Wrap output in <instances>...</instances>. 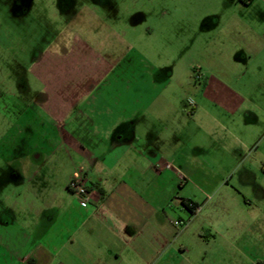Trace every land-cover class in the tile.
Wrapping results in <instances>:
<instances>
[{"label":"rangeland","instance_id":"obj_1","mask_svg":"<svg viewBox=\"0 0 264 264\" xmlns=\"http://www.w3.org/2000/svg\"><path fill=\"white\" fill-rule=\"evenodd\" d=\"M238 2L0 0V201L7 190L49 203L55 191L66 188L67 177L80 163L79 155L59 139L51 124V94L61 99L90 95L97 105L105 93L124 94L137 86L147 89L142 82L152 77L164 81L157 85L162 106L174 110L180 103L187 117L182 123L194 131L195 122L188 120L194 116L189 99L196 102L198 88L203 87L195 70L201 69L204 76L211 70L215 45L205 34L220 31L211 17L233 16L232 23L242 19L255 23L264 12L261 0ZM213 70L225 73L231 90L264 91L258 81L241 78L243 69ZM105 74L124 81L107 84ZM217 90L215 86L213 91ZM64 129L80 144L98 140L84 126L76 132ZM256 132L262 133L257 129L253 135ZM196 141L203 147L194 146L191 138L186 144L174 141L171 150L179 153L178 159L169 163L182 188L176 201L184 196L198 202L195 223L212 226L205 228L210 233L205 241L211 243L187 246L194 263L264 264V207L247 195L253 200L249 206L232 190L239 181L214 163L215 155L221 159L225 153L221 145L215 148L204 135ZM173 205L171 220L185 222L176 225L183 229L190 224V212L179 203Z\"/></svg>","mask_w":264,"mask_h":264},{"label":"crops","instance_id":"obj_2","mask_svg":"<svg viewBox=\"0 0 264 264\" xmlns=\"http://www.w3.org/2000/svg\"><path fill=\"white\" fill-rule=\"evenodd\" d=\"M256 1L240 0L246 5ZM259 16L255 23L243 19L232 23L233 16L211 17L220 31L205 34L215 50L211 70L202 74L203 87L198 88L190 114L194 116L188 119L195 122L194 131L182 123L187 117L180 103L174 110L162 106L157 85L164 81L152 77L142 82L147 89L137 86L124 94L105 93L97 105L90 95L61 99L51 94V124L59 139L79 155L80 163L67 177L66 188L55 191L49 203L27 199L26 193L2 191L0 264H195L187 246L211 243L205 241L210 225L195 223L198 215L183 204V199L192 198L176 201L182 188L169 163L178 159L179 153L171 150L173 143L186 144L191 138L202 148L196 141L202 135L215 148L225 149L221 159L215 155L214 163L239 181L232 190L249 206L253 200L247 195L264 207V91L231 90L225 73L213 70L240 68L241 78L264 87V12ZM106 76L107 84L124 81ZM67 126L75 132L84 126L98 140L80 144L64 129ZM257 129L262 133L253 135ZM77 177L88 182L92 195L88 204L80 203L68 189V182ZM174 203L190 212V224L183 229L171 220Z\"/></svg>","mask_w":264,"mask_h":264},{"label":"built area","instance_id":"obj_3","mask_svg":"<svg viewBox=\"0 0 264 264\" xmlns=\"http://www.w3.org/2000/svg\"><path fill=\"white\" fill-rule=\"evenodd\" d=\"M195 78L196 80L201 81L203 76L201 73V69H196L195 70ZM189 103L191 105V109H190V114H192L194 112V107L196 105V102L193 99H189ZM68 189L76 196V198L78 199V201L82 204H88L91 202L92 200V195H91V191L89 190V185L88 182L86 180V178L84 177H77V178H72L69 182H68ZM190 206L193 207L195 210V212L193 214H197L200 211L199 206L197 205H193V203H190ZM175 225H185V222L179 220V221H175L174 222Z\"/></svg>","mask_w":264,"mask_h":264},{"label":"trees","instance_id":"obj_4","mask_svg":"<svg viewBox=\"0 0 264 264\" xmlns=\"http://www.w3.org/2000/svg\"><path fill=\"white\" fill-rule=\"evenodd\" d=\"M190 203H193V205L197 206V204L195 202H192L191 200H185L183 199V204L186 206V208H188L192 213H194V208L190 206Z\"/></svg>","mask_w":264,"mask_h":264}]
</instances>
